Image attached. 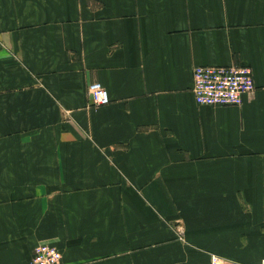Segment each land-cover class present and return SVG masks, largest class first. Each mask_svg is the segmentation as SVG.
<instances>
[{
  "label": "crops",
  "instance_id": "0c3cea01",
  "mask_svg": "<svg viewBox=\"0 0 264 264\" xmlns=\"http://www.w3.org/2000/svg\"><path fill=\"white\" fill-rule=\"evenodd\" d=\"M238 65L240 106L195 102L196 66ZM40 244L60 264H260L264 0H0V264Z\"/></svg>",
  "mask_w": 264,
  "mask_h": 264
},
{
  "label": "built area",
  "instance_id": "2783aa9c",
  "mask_svg": "<svg viewBox=\"0 0 264 264\" xmlns=\"http://www.w3.org/2000/svg\"><path fill=\"white\" fill-rule=\"evenodd\" d=\"M192 93L200 106H240L244 96L254 92L255 84L251 69L245 65L238 66H196L192 72ZM90 101L94 106H104L110 102L105 88L98 82L88 85ZM179 235L182 232L179 230ZM61 253L53 246L38 245L31 264H60ZM217 255H211L209 264H220ZM260 264H264V259Z\"/></svg>",
  "mask_w": 264,
  "mask_h": 264
}]
</instances>
